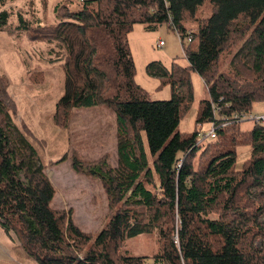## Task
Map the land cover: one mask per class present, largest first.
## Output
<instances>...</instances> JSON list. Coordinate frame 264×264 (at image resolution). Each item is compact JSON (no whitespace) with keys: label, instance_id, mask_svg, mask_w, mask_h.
Wrapping results in <instances>:
<instances>
[{"label":"trees","instance_id":"1","mask_svg":"<svg viewBox=\"0 0 264 264\" xmlns=\"http://www.w3.org/2000/svg\"><path fill=\"white\" fill-rule=\"evenodd\" d=\"M65 1L55 5L58 22L43 39L64 75L52 117L62 127L74 108L105 106L114 113L116 168L103 158L82 167L71 157L76 173L101 183L109 215L91 241L70 210L51 207L55 190L28 133L11 119L4 102L8 82L0 75V227L16 235L17 254L37 264H144V257L119 255L117 248L132 237L156 235L154 264H264V128L218 130L197 170L198 129L187 136L177 131L194 99L191 73L207 92L195 127L210 122L211 103L237 112L264 103V0ZM205 4L210 15L196 19ZM17 17L18 29L27 30ZM9 22V12L0 11V31ZM161 24L176 32L186 64L147 65L171 91L170 100L152 101L135 84L127 34L135 25L153 31ZM245 144L250 158L238 171L235 147Z\"/></svg>","mask_w":264,"mask_h":264},{"label":"rangeland","instance_id":"2","mask_svg":"<svg viewBox=\"0 0 264 264\" xmlns=\"http://www.w3.org/2000/svg\"><path fill=\"white\" fill-rule=\"evenodd\" d=\"M64 2L66 1L3 0L0 3V11L10 14L9 26L0 31V75L8 82L4 102L10 110L11 119L18 127L23 126L28 133V138L44 165L43 173L55 190L51 207L57 211L70 210L75 225L84 233L90 232L93 241L108 220L106 194L98 179L87 173H76L71 168V157L74 156L82 167L103 158L115 169L116 121L114 113L105 106H99L74 108L64 126L54 124L52 116L55 102L62 93L64 75L60 64L52 61V57L48 55V45H45L43 39L47 29L58 22L53 11L55 5ZM68 7L73 9L70 5ZM210 12L209 5L205 4L197 10L196 19L208 17ZM17 16L24 18L27 30L18 29L20 24ZM132 28L127 34V42L134 63L135 84L142 87L152 101L170 100V87L160 86L159 78L149 75L146 67L155 61L160 62L165 69H169L172 62L184 66L186 59L179 37L166 24L158 25L153 31L142 25ZM159 41L164 44L161 48L156 46ZM188 43L185 39L184 45L187 46ZM229 57L230 54L224 55L222 69H225ZM190 78L194 99L190 107L184 109L177 131L187 136L197 128V139L201 140V136H206L210 130L209 123L195 127L199 103L207 97L206 86L195 73H191ZM263 110L264 103L252 106L255 113ZM254 126L250 122L241 124L240 131L248 133ZM201 141L203 145L198 148L197 157L192 163L194 170L202 167L203 161L208 159L203 158L204 155L214 147V141L208 138ZM235 155L234 168L239 171L250 158V145L236 146ZM63 156L65 160L58 161ZM156 181L154 177V182ZM145 186L152 189L150 185ZM208 217L218 219L215 212L209 213ZM259 222L264 225V215ZM255 242L258 246L259 238ZM17 244L16 235L9 236L0 227V264H37L32 259L19 256L14 249ZM159 249L156 235H140L125 240L117 248V254L141 256L145 258L144 264H154L152 256Z\"/></svg>","mask_w":264,"mask_h":264},{"label":"built area","instance_id":"3","mask_svg":"<svg viewBox=\"0 0 264 264\" xmlns=\"http://www.w3.org/2000/svg\"><path fill=\"white\" fill-rule=\"evenodd\" d=\"M190 41L189 39H187ZM163 42L159 41L156 46L161 48ZM229 105H225V108L219 105V103H211L212 118L210 122V130L205 135L201 136V140L208 138L215 140L218 130H223L230 127L231 124H244L250 122L252 125L260 126L264 128V110L258 113L254 111L237 112L229 110Z\"/></svg>","mask_w":264,"mask_h":264}]
</instances>
